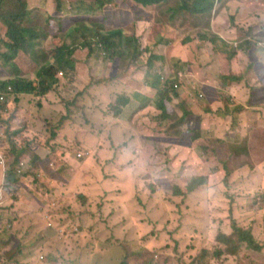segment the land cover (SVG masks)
Instances as JSON below:
<instances>
[{"label":"rangeland","instance_id":"obj_1","mask_svg":"<svg viewBox=\"0 0 264 264\" xmlns=\"http://www.w3.org/2000/svg\"><path fill=\"white\" fill-rule=\"evenodd\" d=\"M26 1L31 11L24 26L35 27L42 36L35 53L51 62L61 40L71 43L70 31L79 41L72 44L75 69L58 74L57 84L46 95L27 94L22 99L36 127L33 145L5 157L14 174L24 179L31 203L19 216L14 209L20 202L13 200L18 182L1 188L3 264H264V61L250 56L241 82L248 98L228 110L229 97L208 90L219 84L217 74H200L198 79L195 63L175 62L171 51L163 60L151 58L146 39L153 37L150 28L163 23L164 29H173L168 35L195 40L199 55L198 61L193 59L203 70L207 64L217 71L225 67L221 58L214 61L199 46L196 32L186 33L168 17L170 12L183 15L179 0L157 7V24L152 27L143 22L156 13L131 0H99L103 6L98 0L96 6L95 0H61L59 5L56 0ZM260 5L264 10V0ZM218 8L243 26L233 0H223ZM8 9L0 2V14ZM200 14L186 20L182 16L180 26L208 27L210 14ZM259 23L264 25V12ZM116 30L122 33L113 38L112 58L97 43L90 49L82 46L97 42L91 38L96 32ZM4 35L0 22V55L6 52ZM180 39L177 47L188 56ZM159 42L172 50L170 39ZM259 43L264 56V33ZM242 64L238 62L236 74L243 71ZM41 65L25 52L12 64H4L0 56V82L14 77L34 80ZM166 70L171 76L180 70L189 80L185 84L182 78L180 89H173L178 81L161 83L170 97L163 114L156 108L158 94L148 84L158 75L155 71ZM77 72L82 73L78 85ZM90 90L98 96L96 108L91 106ZM217 90L222 91L220 85ZM120 95L129 96V102L115 115ZM18 96H5L0 103L6 109L13 101L7 115L0 114V138L7 142L23 129V112L16 129H10ZM185 105L195 109L187 111ZM184 114L188 116L183 121ZM25 138L18 137L21 142ZM77 153L83 156L77 158ZM195 176L204 177L205 185L181 197L172 193L174 186L182 187ZM233 225L251 231L263 249L242 245L234 255L213 256L220 247L215 236L230 234ZM203 250L207 257L201 260Z\"/></svg>","mask_w":264,"mask_h":264},{"label":"crops","instance_id":"obj_2","mask_svg":"<svg viewBox=\"0 0 264 264\" xmlns=\"http://www.w3.org/2000/svg\"><path fill=\"white\" fill-rule=\"evenodd\" d=\"M173 0H170L168 2L172 3ZM223 0L218 1L214 8L210 11V20L208 27H194L190 24H185L180 26L181 17L183 16L186 20V17L188 16H200L201 14L193 15L189 12L187 8H185V11L183 15H175L172 12L168 14V17L173 20L178 27L185 28L186 33L190 32H196L197 36L195 37L198 39L197 41L200 42L201 45H203L208 54L211 56L210 58L214 61H217L218 58H221L222 61L225 62L224 69H221L220 66L218 68V71L215 70L211 64H207L205 66V69H202V66H200L197 61V57L199 55V48L195 47V40L193 41V38H190L188 36H177L168 35L166 32L167 30H173L172 28L164 29L163 23L157 24V6L153 7H143V9H150L153 10L156 13V16L151 21L143 22V26L149 25L150 27L156 25L155 28H150L153 32V37H148L146 41H148V45L150 48H152V55L151 58L157 59V60H163L162 56L166 53L170 52V57L175 61L183 64L190 65L193 61L196 65V70H199L198 79L200 77V74L203 76H210L211 73L218 75V80L220 81L219 84H217L216 81H214V84L220 85L222 88V91L217 90V85L214 87L209 88V92L213 94V92H216V94H222L229 97V101L231 103H228V110H231L233 107L241 106V102H243L244 98H248V93L246 92L247 88L245 87L244 83H241L243 81V73L246 71L249 67L248 62H251L252 58L250 56L254 55V60L262 59L264 61V56L260 53V43L259 38L261 36V33H264V25H261L259 21L261 20V15H263V8L260 5V0H233V4L235 5V14H237L239 20L242 22V27L237 26L236 23H232L230 18L227 16L225 10L219 9L218 6ZM174 3V2H173ZM149 10V11H150ZM166 16V14H165ZM263 28V29H262ZM146 32V30H144ZM174 32V31H172ZM184 32V33H185ZM170 39L172 42L171 45L172 50L170 47H166L163 44H161L160 39ZM178 38L180 39V42L182 43V47L185 49L186 53L188 54V57L183 50L180 49V47H177ZM217 38V39H215ZM223 42V43H222ZM207 53H202V56H206ZM193 56L195 59H193ZM249 56V57H248ZM248 57V58H246ZM243 61L242 69L243 71L240 73H235V71L238 69V62ZM159 75V79L162 81L163 79H172L175 81H178L179 89L183 83L181 82L182 78H186L187 81H185V84H188L189 77L185 76L180 70H175L173 72V76H171L169 73V70H166L164 72L155 71ZM82 73L77 72L76 73V85H78V79L81 76ZM228 78V77H237V80L235 81H226V83H223L221 81L222 77ZM258 85V89L261 88L260 82L256 83ZM191 91H194L195 85L189 86L188 88ZM93 91L97 92L93 89ZM92 90H90V101L92 108H96V106L99 105L98 103V96H95ZM191 94V92H188L186 95ZM200 93H198L199 95ZM250 100L255 103L254 101V94L251 92ZM27 94H21L16 98L18 101V104H16L15 108V118L11 120V130L16 129L15 123L19 122V114L20 112H23L25 115V118L22 120L23 123V129L18 132L20 136L26 137V141L30 143L31 139L34 141L36 127H34L33 124V118L30 116L31 109H27L25 105L23 104V97ZM116 95H119L117 93ZM182 97L185 96V94L181 93ZM202 96V94H200ZM217 95V96H218ZM13 96V95H11ZM128 98L129 102V96H126ZM209 99V98H208ZM206 100V99H205ZM233 100V101H232ZM208 101V100H207ZM236 101V102H235ZM135 103L134 100H131L129 105L132 107ZM128 104V103H127ZM186 110H194V107L185 105ZM121 108V107H120ZM120 110V109H119ZM8 113V109L3 108V112L0 113L3 117H5ZM205 115H209L208 113H205ZM4 129V126H0V136H2L1 131ZM1 142H4L2 138H0ZM30 145H33V142L30 143ZM14 178L18 180V185L16 189V194L13 197V200H18L20 203L17 204L15 207V211L18 210L19 215L20 210L28 211L30 208V195L26 194L25 190V184H22L24 182V179L22 177H19L18 175H14ZM29 182L30 179H27ZM9 183L7 182V174L4 172V169L0 167V189H4L5 184ZM21 192L19 194L18 192ZM26 195V196H25Z\"/></svg>","mask_w":264,"mask_h":264},{"label":"trees","instance_id":"obj_3","mask_svg":"<svg viewBox=\"0 0 264 264\" xmlns=\"http://www.w3.org/2000/svg\"><path fill=\"white\" fill-rule=\"evenodd\" d=\"M6 2L9 7L8 10L4 11L0 14V22L5 27V42L4 47L6 52L2 53L0 56L3 58L4 64H12L15 57L20 52H25L32 56L35 61H40L43 63L35 73L34 80H26L20 77H14L8 81L0 82V96H3L0 103H4L5 96L10 95H21V94H33L36 96H44L46 95L53 85L58 82V73L65 74L69 71H73L75 69V59L74 52L75 50L72 47V44L78 43L79 39L74 38L72 36V31L69 32V38H71V43L67 44L64 41H60V44H57L53 48L51 62L48 61L47 57L36 51V47L38 46V40L42 37L38 30L34 29L35 27L24 26L25 21L30 15V11L27 8L26 0H0V2ZM57 5L60 4L61 0H56ZM135 4L142 7H153L160 5L162 3H166L170 0H131ZM216 1L220 0H179L180 6L179 9L187 8L191 14H200L203 12L210 13L213 9V6ZM97 2V1H96ZM98 5L103 6L104 2L98 0ZM85 28V27H84ZM122 31H107L105 33L96 32L93 36H91L94 40L93 44L88 42H82V46L91 48L92 45L96 47V43L98 47L101 48L106 54L110 55V50L115 45V40L113 38L120 37ZM82 37H85L83 34ZM217 39V38H215ZM130 43V41H128ZM223 43V42H222ZM237 77H228L225 79L223 76L221 81L226 83V81H235ZM160 79L158 75L150 81L148 86L154 90L158 94V102L156 103V108L161 111V113H165V103L168 102L170 97L167 95L163 86H161ZM10 87L11 93L7 92L6 89ZM16 100V98H14ZM128 103V98L124 95H120L117 97V103L114 106L116 108L115 115L120 114L119 106L123 107ZM13 105L12 103H8L6 105V109L8 112L9 108ZM3 112V109L0 107V113ZM189 114V113H188ZM188 114L183 115V121L188 116ZM15 118V112L13 114L12 119ZM19 132V131H18ZM18 134L17 137L13 138L12 141H0V154H4L6 156L16 155L24 152V150L30 149V143L26 141H19ZM34 158L36 155H33ZM4 172L7 174V182H10L12 186L13 183L18 182L14 178V170L8 161L5 163ZM205 178L202 176H195L191 180H189L186 184L182 185V187L174 186L172 193L176 196H184L189 193H192L197 188L205 185ZM20 216V215H19ZM232 232L228 235L224 233H217L215 236L216 243L220 246L217 248L212 255L215 257H219L221 255H234L238 248L242 245L247 247L248 249H252L255 251H261L263 247L258 243L253 233L248 229L237 227V225L232 226ZM207 257L206 250H203L198 256L199 259L204 260ZM119 264H127L125 261L120 262Z\"/></svg>","mask_w":264,"mask_h":264},{"label":"clouds","instance_id":"obj_4","mask_svg":"<svg viewBox=\"0 0 264 264\" xmlns=\"http://www.w3.org/2000/svg\"><path fill=\"white\" fill-rule=\"evenodd\" d=\"M95 6L97 5V2H96V0H95V4H94ZM87 11H91V9L89 8V9H87ZM58 74H61V75H63L62 73H58ZM57 74V75H58ZM158 78H159V75H158ZM170 80H172V79H163L161 82H163V83H166V85H168V84H170ZM172 81H175V80H172ZM174 85H176L177 86V88H174ZM173 85V89H179V86H178V84H174ZM8 88H10V87H8ZM8 88L6 89V91L7 92H9V93H11V88H10V91H8ZM163 88H165L164 86H163ZM197 96H199L198 95V93H197ZM1 97V96H0ZM201 97V96H200ZM2 98H3V96H2ZM2 155V159H3V161H4V164H3V166H0L1 168H3L4 169V166H5V163H6V157H5V155L4 154H1ZM20 163H22V162H20ZM20 163L18 164V166H17V168H16V172H18V171H20V169H21V167H20ZM19 173H21V171L19 172ZM0 191H1V189H0Z\"/></svg>","mask_w":264,"mask_h":264},{"label":"built area","instance_id":"obj_5","mask_svg":"<svg viewBox=\"0 0 264 264\" xmlns=\"http://www.w3.org/2000/svg\"><path fill=\"white\" fill-rule=\"evenodd\" d=\"M174 88H177V86L174 85ZM8 91H10V88H8ZM199 96H201V95L199 94ZM0 100H2V96L0 97ZM76 156H77V158H81L83 156V153H77ZM3 164H4V161L2 159V155L0 154V166H3ZM22 166H23V164L20 163V167H22ZM19 172L20 171H18V173ZM0 264H3V261L1 259H0Z\"/></svg>","mask_w":264,"mask_h":264}]
</instances>
